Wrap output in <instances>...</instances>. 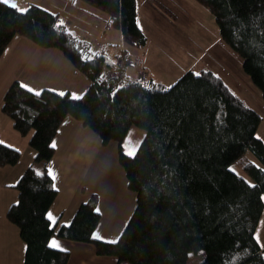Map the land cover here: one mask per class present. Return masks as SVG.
I'll return each instance as SVG.
<instances>
[{"label": "trees", "instance_id": "obj_1", "mask_svg": "<svg viewBox=\"0 0 264 264\" xmlns=\"http://www.w3.org/2000/svg\"><path fill=\"white\" fill-rule=\"evenodd\" d=\"M83 1L105 11L107 24L119 28L123 44L116 60L131 57L125 45L146 43L136 0ZM198 1L212 10L220 36L240 53L264 99V0ZM15 34L59 48L89 80L79 97L49 88L35 92L18 80L3 95L1 111L22 133L33 130L28 144L40 164L22 172L14 185L18 198L6 212L25 242L23 264H66L69 251L50 245L55 233L92 242L98 254L128 264H185L188 252L199 248L205 250L199 264H264L255 237L264 206V140L256 134L261 115L221 76L188 69L169 86L123 80V69L69 32L58 12L37 4L19 9L0 0V55ZM66 115L93 129L103 144H118L136 205L115 241L93 235L100 218L96 193L79 204L68 224L56 227L48 217L57 190L46 165ZM131 125L144 130L133 155L122 147ZM20 156L19 149L0 141V166L14 165ZM236 161L245 175L232 168Z\"/></svg>", "mask_w": 264, "mask_h": 264}, {"label": "crops", "instance_id": "obj_2", "mask_svg": "<svg viewBox=\"0 0 264 264\" xmlns=\"http://www.w3.org/2000/svg\"><path fill=\"white\" fill-rule=\"evenodd\" d=\"M105 26H110L107 18ZM116 29L121 38L119 28ZM88 43L92 51L106 54L115 65L119 52H115L111 58L106 53L108 47L103 43L98 47ZM132 59L122 71L123 80L139 78L145 71L147 80L156 81L151 72L146 70L143 61L135 60V63ZM107 67L111 70L110 66ZM14 80L35 92L49 88L60 93L68 92L73 97L81 96L89 86L86 76L59 48L42 47L20 34L10 38L0 55V106L6 89ZM262 121L263 117L257 129ZM32 132L30 129L22 133L14 126L13 119L0 109V141L21 152L20 159L14 165L0 166V264H23L24 260L25 242L20 236L19 227L6 217V212L18 198V190L14 185L25 168L32 164L40 167V164L34 163L35 150L28 144ZM143 134L142 128L131 125L122 141L123 150L134 153ZM260 137L264 140V133ZM53 144L54 153L46 165L57 190L48 209L51 224L56 227L68 224L79 204L91 193H96V209L100 218L93 235L106 241H115L136 205V192L128 187L125 170L118 159L117 142L110 140L103 144L93 129L81 120L66 115L54 135ZM247 154L258 162L251 153ZM262 198L264 202V192ZM255 237L264 256V206L255 228ZM49 242L56 248L69 251L66 264H128L119 262L114 255L98 254L92 242L67 239L56 233Z\"/></svg>", "mask_w": 264, "mask_h": 264}, {"label": "rangeland", "instance_id": "obj_3", "mask_svg": "<svg viewBox=\"0 0 264 264\" xmlns=\"http://www.w3.org/2000/svg\"><path fill=\"white\" fill-rule=\"evenodd\" d=\"M4 1L19 9L37 4L58 12L60 22L75 36L95 47L103 43L108 47L106 53L111 58L115 52H120V44L123 43L117 29L105 26L108 14L83 0ZM136 4L137 22L146 35V43L143 46L125 45L134 61H143L156 82L166 86L188 69L195 72L212 70L247 105L260 113L263 121L256 134L263 136L264 99L261 89L244 70L240 53L220 36L212 10L198 0H136ZM232 168L245 175L239 161L232 164ZM204 255L203 248L189 251L185 264H199Z\"/></svg>", "mask_w": 264, "mask_h": 264}, {"label": "built area", "instance_id": "obj_4", "mask_svg": "<svg viewBox=\"0 0 264 264\" xmlns=\"http://www.w3.org/2000/svg\"><path fill=\"white\" fill-rule=\"evenodd\" d=\"M133 61L132 57H124V56H121L119 59H118V63L116 64V68L117 69H124V67L126 66V64H130L131 62ZM108 73H110V70L109 68L106 66L105 69H104V75H108ZM147 79V76H146V72L144 71L140 77H139V80L141 81H146Z\"/></svg>", "mask_w": 264, "mask_h": 264}, {"label": "snow or ice", "instance_id": "obj_5", "mask_svg": "<svg viewBox=\"0 0 264 264\" xmlns=\"http://www.w3.org/2000/svg\"><path fill=\"white\" fill-rule=\"evenodd\" d=\"M129 155H133V153H128Z\"/></svg>", "mask_w": 264, "mask_h": 264}]
</instances>
